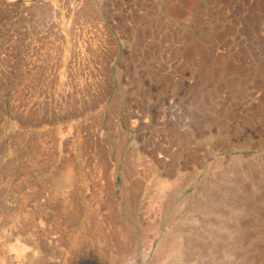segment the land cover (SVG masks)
Listing matches in <instances>:
<instances>
[{"label": "rangeland", "instance_id": "1", "mask_svg": "<svg viewBox=\"0 0 264 264\" xmlns=\"http://www.w3.org/2000/svg\"><path fill=\"white\" fill-rule=\"evenodd\" d=\"M158 177L200 205L161 264H264V0H0V264H110Z\"/></svg>", "mask_w": 264, "mask_h": 264}, {"label": "bare ground", "instance_id": "2", "mask_svg": "<svg viewBox=\"0 0 264 264\" xmlns=\"http://www.w3.org/2000/svg\"><path fill=\"white\" fill-rule=\"evenodd\" d=\"M192 164L193 167L189 166V168L191 167L196 171L197 170L196 167L198 166L196 160H194ZM126 172H130V169ZM180 172L181 171L179 169L178 171L173 170L171 173L174 174V177L175 174L176 177H178L181 175ZM75 178H77V176L75 175L74 170L71 167L63 166L62 169L60 170V173L58 174L56 189L54 190L58 191L59 193H63V188L66 187V185L67 187L72 185ZM158 180L159 181H157V183H154L152 187L147 188L146 191L143 192V194L140 193L141 191L139 192L134 187L132 188L129 186L130 188H128L127 190L124 191V193H122V198H121L122 205L120 208L117 207L114 204V202L105 203L106 207L104 208L107 210L108 215H110L111 223L109 224V227H111V229H113L114 231L112 234L110 233L111 234L110 237L109 235L107 236L106 234H102V237L100 236L101 233L100 229L105 227V226L103 227V225H105L103 224V222L101 223V225L102 224L103 225L102 226L100 225L101 227L100 228L99 222L97 223L96 220L89 221V226L87 225L88 234L91 235L93 238L101 237L102 239L100 240V242L98 241V238L96 239V242H99L100 245L103 244L104 246L108 245L110 247V248L108 247V250L106 249L107 247L105 248L99 247L102 249L101 250L102 252L104 249L107 250L109 253L110 252L113 253L112 255L113 257L112 260H110V264H138L139 256H142L143 258L142 257L141 258L144 260V262H146L149 259V257H151L152 253H154L155 255L152 264H161L163 262H167V260L168 261L175 260L176 263L186 261L185 258L187 256L186 255L187 252L185 254L186 255L185 257H183L182 254V252L185 250L184 249L182 251V248L184 245L187 244L185 238L187 234H186V230L184 229L185 227L184 223H185V219H187L188 211H190L188 205H190L191 202H188L186 200L181 201L182 199L179 198V194L177 193L173 194L172 192L175 189L171 188L172 182L170 183V181L165 179V177L164 178L158 177ZM60 190L62 192H60ZM213 197L219 198L218 195H213ZM194 203L195 204H192V208H191L192 211L190 212L192 213L199 212L200 209V205H198L199 203L196 202ZM193 208L195 210H193ZM157 212L158 213L160 212L163 215H165V218L167 215L168 216L172 215V218L170 217L169 220L166 218L167 220L166 221L162 217L166 221L165 224L163 223V219L160 222H158L159 220L156 219H158L159 217H156L155 215L156 214L159 215L160 213L158 214ZM154 223L156 224V226H154ZM165 226H166V230H165ZM133 230L135 231L137 230L138 232H134ZM226 230L228 229L226 228ZM150 235L154 236V238L150 239L149 238ZM201 245H202L201 248L205 247L203 246V244ZM144 248H147V250H145ZM143 249L145 250V252H143L144 251ZM96 252L99 253V251L97 250ZM96 252L94 251L95 256H96L95 254ZM99 256L100 255H98V257ZM110 257L111 256L109 255V258Z\"/></svg>", "mask_w": 264, "mask_h": 264}]
</instances>
